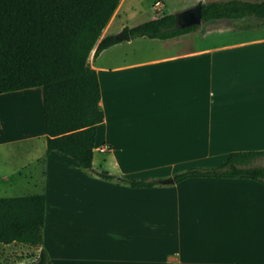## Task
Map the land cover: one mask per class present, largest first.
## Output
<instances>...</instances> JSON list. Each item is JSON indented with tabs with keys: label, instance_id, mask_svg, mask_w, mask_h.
<instances>
[{
	"label": "crops",
	"instance_id": "1",
	"mask_svg": "<svg viewBox=\"0 0 264 264\" xmlns=\"http://www.w3.org/2000/svg\"><path fill=\"white\" fill-rule=\"evenodd\" d=\"M253 21L239 26L232 19H215L211 29L219 34L263 25L260 19ZM105 29L102 37L116 34ZM197 29L168 38L149 37L153 45L149 56L129 59L127 50H121L96 66L91 62L97 58L92 51L89 61L98 72L104 110L94 151L109 146L104 153L116 157L118 183L121 177L169 180L190 167L220 165L233 151L264 150V37L194 46L189 36ZM123 41L105 48L99 56L120 47ZM24 96L37 104L33 128L19 125L12 107ZM7 103L8 121L1 111ZM0 121V147L39 138L46 143L42 88L1 93ZM100 138L104 143L97 145ZM45 149L43 157L34 159L38 167L34 171L22 164L7 175L0 172V197L46 195L43 236L45 240L49 229L53 244L42 246L51 254L59 232L71 236L69 226L85 227L86 233L103 228L91 224L90 210L101 203L87 195L93 193V180L80 166L72 164L75 179L67 173L61 175L63 182L58 187L69 192L67 196L61 197L58 188L55 195L50 193L49 161L56 156L72 162L59 151L48 153L47 146ZM166 182L151 188L113 185L120 191L115 205L121 215L110 231L123 251L116 264H142V238L150 241L151 251H162L159 260L151 255L149 264H264L263 182L240 178ZM80 188L86 193L83 202L71 194ZM144 197L152 200L143 204ZM82 207L86 214L89 211L84 226L74 217ZM150 209L156 214L142 216L141 210L147 213ZM161 210L164 217H158L163 216L158 215ZM104 228L107 232L108 224L104 223Z\"/></svg>",
	"mask_w": 264,
	"mask_h": 264
},
{
	"label": "trees",
	"instance_id": "2",
	"mask_svg": "<svg viewBox=\"0 0 264 264\" xmlns=\"http://www.w3.org/2000/svg\"><path fill=\"white\" fill-rule=\"evenodd\" d=\"M121 0H0V94L41 87L47 152L59 151L87 171L93 169L97 127L104 120L98 72L89 62L118 35L103 31ZM257 17L264 0H212L202 5V21ZM181 27L176 13L129 27L131 37L168 38L194 30ZM1 126V121H0ZM264 150L233 151L220 165L190 167L171 178H240L264 183ZM105 179L107 171H94ZM168 178L121 177L132 188H151ZM44 193L0 197V243L40 248L31 264H52L43 247ZM1 264V263H0ZM25 264V263H23Z\"/></svg>",
	"mask_w": 264,
	"mask_h": 264
},
{
	"label": "rangeland",
	"instance_id": "3",
	"mask_svg": "<svg viewBox=\"0 0 264 264\" xmlns=\"http://www.w3.org/2000/svg\"><path fill=\"white\" fill-rule=\"evenodd\" d=\"M156 1L158 0H123V3L120 6V13L113 20L109 32L116 33V35H118L126 26L131 27L150 18L161 17L164 15V13L178 14L194 6L199 1L207 2L211 0H160L163 2V6L161 7V9L157 10L154 6ZM259 19L260 18L248 16L244 17V19H232V21L240 26L245 24L244 21L246 22L247 20H256L253 22H259ZM260 22H263V25H259L258 28H250L249 30L244 28L237 31L227 30V32H219V34L214 32L215 30L211 29V21L202 22L200 25H198V29L193 32L189 36V38L194 46L203 44L211 46L213 43L216 44L218 42L224 41L232 42L246 39L263 38L264 20L260 19ZM151 46L153 49V45H151L149 37H134V39L123 41L120 47L108 51L103 55L97 56L95 61L91 62L96 66H100L102 61L113 59V56H117L118 51L120 52L121 50H127L129 59H131V57L133 56H149L152 53ZM115 62L116 60L114 61V63ZM15 107L18 109V106ZM22 108L24 110L26 109L24 107ZM37 109L38 108L36 107L35 112H37ZM4 110L5 105L4 107H2L1 111H3L4 113ZM30 116L32 117L31 114L29 115V117ZM33 119L34 121L30 126L32 128L34 126V123L36 122V118L34 115ZM16 121L19 125H24L26 127L25 120L23 121L18 113ZM28 127H26V129ZM103 143L104 142L101 141V138L97 141V145H102ZM45 147L46 143L45 139L43 140V138L21 144L0 147V172L7 175L11 170L17 169V166L22 164H26L27 168H29L31 171H34L33 168L37 167V165L34 163V159L36 157L44 156L46 151ZM67 158L72 163H69L66 160H63L56 156L49 161L50 167L48 178L50 193L52 192V195H55L57 193V188L60 191V188L58 186L63 182L61 177L63 173H67L69 175L68 177H70L71 179H75L76 177V173L73 170L75 168L72 166V164H75V166L78 168L79 165L70 157ZM115 158L116 157H113V155L96 150L94 153L93 169L90 171L86 170V174L93 180V182H91V184L93 185V193L87 195L92 197L91 200L101 203L96 208L93 207V210H90V212L93 213V222L91 224L98 229L103 228V230L101 232L93 231L86 233L84 232L85 227L84 230H82L75 226H69L73 229L70 237L64 235V231L59 232L61 234L59 235V239L54 240L56 243L55 249L53 247V250H51L50 252L51 261L53 262V264H86L87 260H90L89 264H116L119 254L123 253L121 243L118 240L116 234L110 231V229L116 227L118 217L121 215L115 205V203L119 201L118 192H120L119 189L115 187L116 185L120 184L117 181L118 177L120 176L119 166ZM257 164L264 165V158L259 159L257 161ZM96 170L108 171L110 174L116 176V178L113 180H105L101 177H98L94 173V171ZM90 173H93V175H90ZM82 189L84 188L77 189L71 194L77 201L83 202L86 198V193ZM141 190L143 191L144 189ZM68 194L69 192L67 191H60L61 197L67 196ZM147 200L152 199L144 197L142 198V203H148ZM141 211L142 216H152L156 214L153 209L148 210L147 213L144 212L146 210ZM158 212H160L158 215H163L158 217L165 216L164 210ZM88 213L89 211L87 212V214ZM87 214L85 212V207L77 208L74 216L75 222L81 223L84 226L83 222L85 220V217H88ZM104 223L108 224L109 226V230L107 232H105ZM52 239L53 235L49 233L48 229L46 231V237L43 245L46 244L47 246L53 244ZM156 245L161 246L162 244L156 243ZM139 253L142 264H149L147 263V261H149L150 256L154 255L156 259L159 260L162 251L157 252L155 249L151 251L150 241H145L142 238L139 246ZM37 255V248L32 246L18 243H12L8 245L0 243L1 264H31L33 263Z\"/></svg>",
	"mask_w": 264,
	"mask_h": 264
},
{
	"label": "water",
	"instance_id": "4",
	"mask_svg": "<svg viewBox=\"0 0 264 264\" xmlns=\"http://www.w3.org/2000/svg\"><path fill=\"white\" fill-rule=\"evenodd\" d=\"M203 1H199L194 6L180 12L177 14V21L179 26L186 27L191 25H200L202 21V5ZM119 40H129L131 38V34L129 31V27L126 26L123 30L118 34ZM171 183L174 182V179H169Z\"/></svg>",
	"mask_w": 264,
	"mask_h": 264
},
{
	"label": "bare ground",
	"instance_id": "5",
	"mask_svg": "<svg viewBox=\"0 0 264 264\" xmlns=\"http://www.w3.org/2000/svg\"><path fill=\"white\" fill-rule=\"evenodd\" d=\"M113 18L111 19V21L109 22V24L107 25L106 27V31H108L112 25V22H113ZM19 101H16V106H18V109L12 105V107H14V111H18L17 113L20 115L21 119L24 121L25 120V124H26V127H30L32 125V122H33V113H35V110H36V107H37V104L33 101H31L30 99H28L27 97H22L21 99H17ZM26 108L25 110L22 108ZM13 109V108H12ZM5 114L3 113V115H5V118L6 120L8 121V103L7 105L5 106V110H4ZM32 115V117L29 115ZM4 123V122H3ZM24 123V122H23ZM30 123V124H29ZM28 124V125H27Z\"/></svg>",
	"mask_w": 264,
	"mask_h": 264
},
{
	"label": "built area",
	"instance_id": "6",
	"mask_svg": "<svg viewBox=\"0 0 264 264\" xmlns=\"http://www.w3.org/2000/svg\"><path fill=\"white\" fill-rule=\"evenodd\" d=\"M154 6H155L156 10L157 9H161V7L163 6V2L158 0V1L155 2ZM109 149H110L109 146H101V147H99V151L100 152H107Z\"/></svg>",
	"mask_w": 264,
	"mask_h": 264
}]
</instances>
